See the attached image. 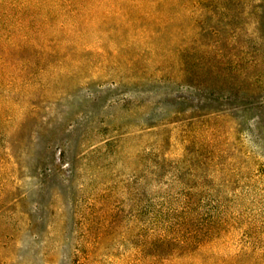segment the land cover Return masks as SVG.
<instances>
[{
    "label": "rangeland",
    "instance_id": "374dc122",
    "mask_svg": "<svg viewBox=\"0 0 264 264\" xmlns=\"http://www.w3.org/2000/svg\"><path fill=\"white\" fill-rule=\"evenodd\" d=\"M0 264H264V0H0Z\"/></svg>",
    "mask_w": 264,
    "mask_h": 264
}]
</instances>
